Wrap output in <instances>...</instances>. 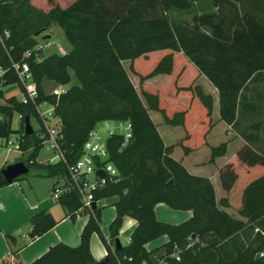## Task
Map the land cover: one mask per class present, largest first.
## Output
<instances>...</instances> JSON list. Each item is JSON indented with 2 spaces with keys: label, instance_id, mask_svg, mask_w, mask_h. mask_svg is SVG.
Instances as JSON below:
<instances>
[{
  "label": "trees",
  "instance_id": "1",
  "mask_svg": "<svg viewBox=\"0 0 264 264\" xmlns=\"http://www.w3.org/2000/svg\"><path fill=\"white\" fill-rule=\"evenodd\" d=\"M43 1L44 7L41 0H0V82L7 92H21L12 65L27 63L38 102L54 105L61 124L57 141L66 162L36 160L43 129L24 131L26 116L29 122L34 117L40 127L34 107L16 96L5 98L2 91L0 139L6 143L17 133V149L24 154L20 160L28 174L63 178L57 202L71 220L82 212L88 218L76 246L59 242L30 264H264V151L253 146L264 121L241 125L244 117L239 115L249 85H255V98L260 95L255 87L264 90V0H212L211 10L184 24L172 22L168 13L188 12L201 0ZM53 27L61 29L70 49L44 58L33 49L38 37ZM126 62L139 79L137 87ZM179 72L183 76L176 84ZM157 78L173 79L172 85L164 80L155 90L145 84ZM46 82L66 92L59 97L46 93ZM250 110L260 108L251 105L245 112ZM14 113L22 115L17 130L12 128ZM110 119L130 120L132 137L125 145L121 135L107 138L106 161L117 175L102 177L93 192L95 203L84 209L67 166L81 156L89 131ZM217 125L222 132L218 138H224L214 145L209 139ZM176 129L183 135L172 143L170 134ZM231 129L245 142L232 157L227 152ZM201 148L203 160L190 159ZM225 156L230 161L219 167ZM191 161L207 166V172L216 169V177L203 174L204 169L202 174L191 173L186 167ZM1 168L0 188L8 184ZM214 180L225 191L218 199ZM102 199H111L115 208L108 238L96 205ZM157 203L192 215L178 224L160 221L154 211ZM125 217L137 224L122 245L115 240ZM30 221L32 238L56 224L46 212ZM92 233L107 250L99 260L90 252ZM162 236L167 237L165 243L147 249L148 242Z\"/></svg>",
  "mask_w": 264,
  "mask_h": 264
},
{
  "label": "crops",
  "instance_id": "2",
  "mask_svg": "<svg viewBox=\"0 0 264 264\" xmlns=\"http://www.w3.org/2000/svg\"><path fill=\"white\" fill-rule=\"evenodd\" d=\"M236 151L231 150L229 155H234ZM196 153L193 152L189 157L194 156ZM186 167L191 173L195 174H199L200 170H203V167L197 165L195 161H191L190 166ZM216 171V169H213L211 172H201L208 174L212 179L216 177ZM62 180L63 178L60 177L29 175L27 178H19L0 188V264H30L46 252L50 246L59 242L70 246H76L79 243L80 233L88 215L78 213L74 220L66 215L65 210L53 197V189L61 185ZM214 185L217 199L225 195V191L218 181L214 180ZM109 200L111 202V199ZM154 211L157 219L169 221L165 219V217H168L172 219L169 222L173 224L186 221L192 215L190 210L172 209L165 203H157ZM41 212L49 213L56 224L43 234L32 238L34 231L30 221L31 217ZM232 212L237 216L235 210H232ZM100 215L103 221L102 233L108 238L109 224L115 217L114 206L102 210ZM136 224L137 222L133 218L125 217L123 219L118 234L119 242L122 245L129 242ZM9 235H12L10 239L7 238ZM166 241L167 237L162 236L148 242L146 247L147 249H154ZM89 248L96 260L102 259L107 254V250L97 233L91 234Z\"/></svg>",
  "mask_w": 264,
  "mask_h": 264
},
{
  "label": "built area",
  "instance_id": "3",
  "mask_svg": "<svg viewBox=\"0 0 264 264\" xmlns=\"http://www.w3.org/2000/svg\"><path fill=\"white\" fill-rule=\"evenodd\" d=\"M44 41V45L38 43L33 50L42 52L44 48L54 46L57 51L56 53L59 55H65L68 52V50L62 48L58 41H52L51 39ZM30 55L31 51L26 52L24 58H29ZM12 67L22 88L21 92L17 89L20 93V100L23 104H31L34 107L40 125L38 130L43 129L39 132L40 138L43 139V147L45 146L47 149L52 150L57 161L60 159L65 161L63 152L57 141V133L61 124L59 119L54 115V105L48 102H38L39 93L26 62L13 64ZM65 92L66 88L62 86H56L51 90V94L55 97H59ZM21 116L19 114L18 118L20 119ZM115 134L121 135L122 145H125L132 137V124L130 120L110 119L97 123L89 131L87 139L83 143L81 156L67 166L71 184L77 188L84 209H91L95 203L93 192L102 181V177L96 173V170L102 169L105 175L108 174L109 176L117 175L116 168L106 161L108 158L106 141L107 138ZM11 142L13 141L7 140L4 145L6 146L7 143ZM63 191L64 189L61 185L56 186L53 189V197L57 199ZM176 259H179L177 255Z\"/></svg>",
  "mask_w": 264,
  "mask_h": 264
},
{
  "label": "rangeland",
  "instance_id": "4",
  "mask_svg": "<svg viewBox=\"0 0 264 264\" xmlns=\"http://www.w3.org/2000/svg\"><path fill=\"white\" fill-rule=\"evenodd\" d=\"M37 2H38V0H37ZM41 2H42V7H44L45 6L44 5L45 4L44 1L41 0ZM211 9H212V0H201V1L194 2L192 4V8L188 12L171 11V12L168 13V16H169V19L172 22L184 24V23H188V22L190 23L192 17L195 14L201 13V12H204V11H208V10H211ZM46 34L51 37L50 39L52 41H58L63 49H65V50H69L70 49V45H69L68 41L65 39L61 29H59L58 27H53ZM46 34H44V35H46ZM44 35L38 37V43H40L42 45L45 44V41L42 39V37ZM56 52L57 51H56V48L54 46L46 47V48H44L42 50V55H43L44 58H46V57H48V56H50L52 54H55ZM154 56H156V55H154ZM124 66H125L126 70L128 71L129 63H127V62L124 63ZM182 73L183 72H179V75H177V77H176L177 79L175 80L176 84H178L179 80H181V77L183 76ZM128 74H129L131 80L133 81V83L135 84V86L137 87L139 79L136 76H134L132 73H130L129 71H128ZM190 74H191V72H189V70H188V75H190ZM1 75H2V70H0V76ZM261 77H264V74L261 75ZM165 79L166 78H157V79H154V80H148L145 84L148 85V86H153L152 88H154L155 90H159V89H161L162 82ZM165 81H168L167 85H169V87H170L172 85L171 82L173 81V79H171V82L169 80H165ZM72 83L75 84V81L73 80ZM254 86H255L254 84L253 85H249L248 91L246 93H244V96H246V97L244 99L243 98L241 99V107L239 108V115H240V117H242V116L244 117V119H242V124L241 125L247 124L249 122V120H252V122L253 121L254 122L255 121H260V120L264 121V90H261V88L255 87L254 91H259L260 92L259 98L258 97L255 98L253 96V94H251L252 93V88ZM43 87H44L45 92L49 93L51 90H53L55 88V85H53L50 82H46L43 85ZM7 90L8 89L6 87H3L1 85V82H0V91L3 92L5 98H8L10 96H16L18 99L20 98V93H19V91L17 89L14 90V91H11V92H7ZM165 91H161V92L163 93L164 97L167 98ZM2 103H3V100L0 98V104H2ZM251 105L252 106H258L260 108V110L259 111L250 110L249 113H246L245 111L247 110V107L248 106L250 107ZM243 106H246V107L243 109ZM214 119H215V117H213V121H214ZM50 121L54 122L53 120H50ZM19 123H20V120L18 118V115H17V113H14V116H13V119H12V128L14 130H17L19 128ZM30 124H31L33 130L35 131V133H37L39 126H38V122L36 121V119L34 117L30 118ZM160 125L161 126L163 125L162 121H161ZM219 128H221V125H217L214 128V132H213V134L211 135V137L209 139L210 142H212L211 144L215 145V144H217L215 142H217V141L220 142L221 140H223L222 138H224V135L221 136L220 138H218L220 136V134L222 135V132L219 130ZM233 130L231 129L232 132H229L227 134V136H230V134L232 133V137H229L231 140H230V143L228 144L227 152H231V150H238L242 146L245 145V142L242 139H240V137L235 135ZM162 132H164V130H162ZM182 135H183V132H180L179 129L174 130L173 133L170 134L171 142L172 143H177V141L181 138L179 136H182ZM17 137H18L17 133H12L9 136L8 140L9 141H13V142L7 143L6 146L4 145L5 139H0V144H1V148H0V168L2 166H6L8 164L16 162V161L20 160L24 156L22 151L17 149V142H18L17 141ZM259 139L260 140L258 142H255L253 144V146L255 148L261 150V151H264V128L261 129V131L259 133ZM174 156L176 158H179L178 152H175ZM53 157H54V152L52 150L47 149L45 146L44 147L42 146L40 148L39 152H38L36 160L38 162H43V163H48V162L49 163H53V162L57 161L56 158L52 159ZM231 157L229 158V156H228V157L221 158V160L218 162V166L219 167L220 166H224L228 161H230ZM203 158H204V152H202V148L199 150L198 153H196L194 156L190 157V159H198V160L199 159L203 160ZM204 163H206V161H204ZM203 169L205 170V172H207L208 167L204 166ZM199 174H202V173H199ZM29 175H31V174L22 175L19 178H27V177H29ZM62 181H64V179ZM96 205H97V207L101 208V211L106 209V208H108V207H112L111 202H110L109 199L99 200L96 203ZM82 214L84 215L83 212H82ZM85 215H87V214H85ZM165 219L169 220V221H172V219H170L168 217H165ZM160 221H163V220H160ZM169 221H163V222L171 223ZM102 222L103 221L101 219V226L103 224ZM122 242H124V241H122Z\"/></svg>",
  "mask_w": 264,
  "mask_h": 264
},
{
  "label": "water",
  "instance_id": "5",
  "mask_svg": "<svg viewBox=\"0 0 264 264\" xmlns=\"http://www.w3.org/2000/svg\"><path fill=\"white\" fill-rule=\"evenodd\" d=\"M50 38L51 37L49 35H44L42 37L43 40H48ZM24 131L26 134H31L33 132V128L27 116L25 117ZM28 173H29V168L22 160H18L14 163L8 164L3 168H1V174L8 183H11L14 179L22 175H26ZM96 173L99 174L101 177L105 175V172L102 169H97ZM194 237L195 235L193 234L192 238ZM115 242L120 243L118 238L115 240ZM260 255H261L260 253H257L255 257L258 258Z\"/></svg>",
  "mask_w": 264,
  "mask_h": 264
}]
</instances>
